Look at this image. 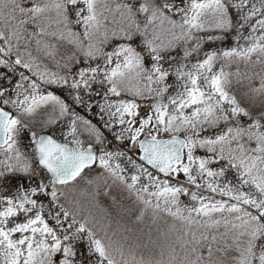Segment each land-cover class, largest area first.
<instances>
[{
  "label": "snow or ice",
  "instance_id": "6c2138e0",
  "mask_svg": "<svg viewBox=\"0 0 264 264\" xmlns=\"http://www.w3.org/2000/svg\"><path fill=\"white\" fill-rule=\"evenodd\" d=\"M0 264H264V0H0Z\"/></svg>",
  "mask_w": 264,
  "mask_h": 264
},
{
  "label": "rangeland",
  "instance_id": "374dc122",
  "mask_svg": "<svg viewBox=\"0 0 264 264\" xmlns=\"http://www.w3.org/2000/svg\"><path fill=\"white\" fill-rule=\"evenodd\" d=\"M229 43H230V42H229ZM81 114H82V115H87L86 113H83V112H82ZM93 122L95 123L96 120H93ZM110 138H111V137H110ZM27 143H28V138H27V136H25L24 139H23V141H22L21 147H22V148L26 147ZM181 179H183V177H182ZM182 199L185 200V201L188 200L187 197H182Z\"/></svg>",
  "mask_w": 264,
  "mask_h": 264
},
{
  "label": "flooded vegetation",
  "instance_id": "af4514ba",
  "mask_svg": "<svg viewBox=\"0 0 264 264\" xmlns=\"http://www.w3.org/2000/svg\"><path fill=\"white\" fill-rule=\"evenodd\" d=\"M182 178V177H181Z\"/></svg>",
  "mask_w": 264,
  "mask_h": 264
}]
</instances>
